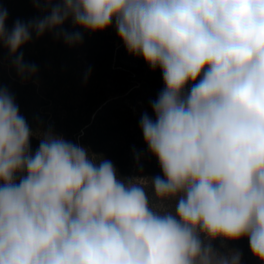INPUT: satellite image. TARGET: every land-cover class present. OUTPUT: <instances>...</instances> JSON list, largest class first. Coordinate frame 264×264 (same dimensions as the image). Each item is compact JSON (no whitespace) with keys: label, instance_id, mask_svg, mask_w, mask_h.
<instances>
[{"label":"clouds","instance_id":"obj_1","mask_svg":"<svg viewBox=\"0 0 264 264\" xmlns=\"http://www.w3.org/2000/svg\"><path fill=\"white\" fill-rule=\"evenodd\" d=\"M33 4L47 14L10 32L0 8V47L22 79L38 69L19 49L68 21L114 25L129 55L160 70L155 119L143 113L140 129L162 176L121 177L79 143L34 132L0 87V264H242L229 245L243 239L264 264V0Z\"/></svg>","mask_w":264,"mask_h":264},{"label":"trees","instance_id":"obj_2","mask_svg":"<svg viewBox=\"0 0 264 264\" xmlns=\"http://www.w3.org/2000/svg\"><path fill=\"white\" fill-rule=\"evenodd\" d=\"M7 11L10 32L19 20L29 23L47 12L33 0H0ZM80 31L82 42L65 43L56 32ZM37 66L35 76L22 79L8 49L0 47V87L6 89L20 114L34 131H52L86 147L90 153L112 161L121 177L162 176L157 160L150 154L138 167V150L146 147L140 129L143 108L151 109L164 88L159 69L153 72L143 59L128 54L115 27L89 33L71 21L39 38L35 33L17 55ZM35 153L39 139L30 140ZM140 164V163H139Z\"/></svg>","mask_w":264,"mask_h":264},{"label":"rangeland","instance_id":"obj_3","mask_svg":"<svg viewBox=\"0 0 264 264\" xmlns=\"http://www.w3.org/2000/svg\"><path fill=\"white\" fill-rule=\"evenodd\" d=\"M143 113L147 112L150 117L155 119L154 114L152 113L151 109L143 108ZM33 153V152H32ZM139 153V163L141 168L144 166V162L146 160V156L149 155L147 147H143L138 150ZM34 154V153H33ZM217 248L220 247L219 242L215 245ZM229 247L235 248L242 253V264H259V261L256 260L249 251V245L247 239H243L237 243L230 244Z\"/></svg>","mask_w":264,"mask_h":264}]
</instances>
